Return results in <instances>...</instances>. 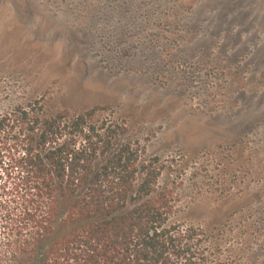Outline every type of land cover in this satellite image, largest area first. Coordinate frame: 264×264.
<instances>
[{
  "label": "rangeland",
  "instance_id": "obj_1",
  "mask_svg": "<svg viewBox=\"0 0 264 264\" xmlns=\"http://www.w3.org/2000/svg\"><path fill=\"white\" fill-rule=\"evenodd\" d=\"M35 101L124 123L176 219L244 231L264 264V0H0V114ZM20 137L0 138V264H35Z\"/></svg>",
  "mask_w": 264,
  "mask_h": 264
},
{
  "label": "trees",
  "instance_id": "obj_2",
  "mask_svg": "<svg viewBox=\"0 0 264 264\" xmlns=\"http://www.w3.org/2000/svg\"><path fill=\"white\" fill-rule=\"evenodd\" d=\"M36 104L0 114V138L25 141L10 170L27 184L35 264H255L244 231L176 219L158 157L141 158L124 123L97 120L96 106L47 115Z\"/></svg>",
  "mask_w": 264,
  "mask_h": 264
}]
</instances>
